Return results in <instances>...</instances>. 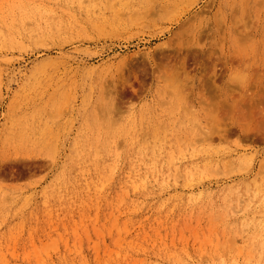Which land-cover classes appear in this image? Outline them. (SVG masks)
<instances>
[{
    "label": "rangeland",
    "instance_id": "1",
    "mask_svg": "<svg viewBox=\"0 0 264 264\" xmlns=\"http://www.w3.org/2000/svg\"><path fill=\"white\" fill-rule=\"evenodd\" d=\"M0 264H264V0H0Z\"/></svg>",
    "mask_w": 264,
    "mask_h": 264
},
{
    "label": "bare ground",
    "instance_id": "2",
    "mask_svg": "<svg viewBox=\"0 0 264 264\" xmlns=\"http://www.w3.org/2000/svg\"><path fill=\"white\" fill-rule=\"evenodd\" d=\"M106 2H107V0H106ZM124 2V1H123ZM127 4V3H126ZM152 6V5H151ZM106 7V6H105ZM97 8V7H96ZM82 11V10H81ZM75 12V11H74ZM173 12V11H172ZM171 12V13H172ZM157 13V12H156ZM90 16H91V14H90ZM73 17V16H72ZM26 34V33H25ZM41 34H42V32H41ZM178 72V71H177ZM179 73V72H178ZM171 82H172V80H171ZM178 84H180V83H178ZM138 184V183H137ZM133 185V184H132ZM135 186V185H134Z\"/></svg>",
    "mask_w": 264,
    "mask_h": 264
}]
</instances>
